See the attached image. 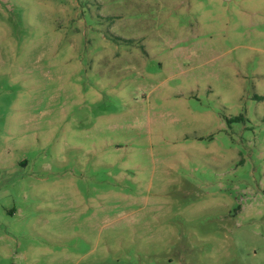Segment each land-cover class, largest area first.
<instances>
[{
    "label": "rangeland",
    "instance_id": "obj_1",
    "mask_svg": "<svg viewBox=\"0 0 264 264\" xmlns=\"http://www.w3.org/2000/svg\"><path fill=\"white\" fill-rule=\"evenodd\" d=\"M0 264H264V0H0Z\"/></svg>",
    "mask_w": 264,
    "mask_h": 264
},
{
    "label": "trees",
    "instance_id": "obj_2",
    "mask_svg": "<svg viewBox=\"0 0 264 264\" xmlns=\"http://www.w3.org/2000/svg\"><path fill=\"white\" fill-rule=\"evenodd\" d=\"M238 120H240V118Z\"/></svg>",
    "mask_w": 264,
    "mask_h": 264
}]
</instances>
